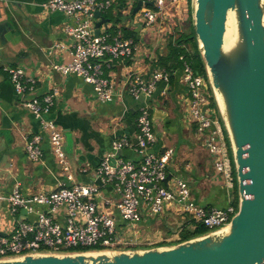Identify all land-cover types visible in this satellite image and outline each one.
Segmentation results:
<instances>
[{
	"label": "built area",
	"instance_id": "1",
	"mask_svg": "<svg viewBox=\"0 0 264 264\" xmlns=\"http://www.w3.org/2000/svg\"><path fill=\"white\" fill-rule=\"evenodd\" d=\"M152 2L140 11V18L146 27L166 26L164 17L170 13H182L189 0H142ZM112 6L111 0H49L43 7L49 12H61L75 19L74 25H67L64 32L71 39L69 55L71 62L54 64L52 69L62 75L75 74L94 88L97 101L113 102L119 92L102 68L106 58L123 60L132 58L136 45L132 39L121 35L112 37L109 33L96 36V12L104 13ZM62 43L50 48V53L64 51ZM181 82L190 97V120L196 125V133L203 147L212 158L214 170L226 182L230 192L225 208H207L193 197L188 181L170 178L168 165L174 155L169 148L162 153H150L156 143L153 129L152 108L145 104L137 118L138 142L131 143L123 138L113 143V152L102 160L97 169V183L75 184L71 174L64 144L63 130L52 118V111L58 99V90L53 89L43 97L34 95L38 80L27 76L21 67H5L17 95L23 98L24 106L41 120V131L26 137L25 150L32 162H40L43 156L41 142L47 138L67 181H60L50 192L24 196L17 184L11 193L0 192V201L6 200L13 216V229L3 235L0 232V260L18 259L31 254H73L81 251H125L140 246V239L132 235L144 221L165 216L174 211L192 220L207 230L206 234L225 229L238 212V198L234 196L236 179L224 130L220 120L211 117L210 83L195 73L193 66L182 56ZM160 82L169 83L170 73L157 68L149 81L137 75L126 86V91L136 100L141 93L151 99ZM133 149L143 155L139 163L124 160L118 155L124 149ZM114 160L115 162H113ZM72 181L71 184L68 182ZM114 189L118 199L103 198V190ZM107 206H111L108 208ZM113 207L118 215L113 213ZM66 214V223L55 219L59 210ZM23 210L27 211L20 221ZM32 217V218H31ZM81 218V219H80ZM120 219L125 228L120 229ZM205 234V235H206Z\"/></svg>",
	"mask_w": 264,
	"mask_h": 264
},
{
	"label": "crops",
	"instance_id": "2",
	"mask_svg": "<svg viewBox=\"0 0 264 264\" xmlns=\"http://www.w3.org/2000/svg\"><path fill=\"white\" fill-rule=\"evenodd\" d=\"M48 1L0 0V192L8 195L18 184L24 196H33L50 192L60 181H67L47 138L41 142V161L32 162L28 158L26 137L41 131V120L25 108L23 98L17 95L5 71V67H21L27 76L38 80L34 95L41 98L53 89L58 90L52 118L64 132V149L70 162L73 183L98 184L97 169L104 157L113 152V143L123 138L133 144L138 142L139 110L149 104L152 116L154 110L160 113L153 121L156 143L148 151L162 153L166 149H173L174 155L167 169L168 177L188 181L193 197L199 204L207 208H225L230 192L225 180L214 170L212 158L196 133V125L190 120V97L181 82L182 70H174L168 84L158 83L151 99L136 100L126 91V86L135 76L149 81L153 72L162 68L161 58L167 53L169 37L184 25L190 7H184L182 13H168L164 17L166 26L162 28L161 25L146 27L140 18L144 6L134 13L142 0H111L112 6L102 13L110 21L107 27H101L100 34L106 32L112 37L121 35L132 39L136 52L130 59L106 58L101 61L105 76L116 84L119 92L113 102L101 103L96 99L93 86L83 78L75 74L62 75L52 69L54 64L71 62V39L64 29L67 25H74L75 19L61 12L46 11L43 5ZM59 43L68 48L50 53V48ZM211 117L221 120L215 108L211 109ZM224 135L227 138L226 132ZM121 158L140 163L143 155L126 148ZM234 190L237 198V188ZM103 198L116 201L118 196L113 187H108L103 190ZM112 211L118 215L115 207ZM167 215L179 214L168 211ZM55 219L65 224V211L59 210ZM149 221L142 222L140 229L132 233L136 239H140V246L135 249L153 248L159 244L149 243L150 239L144 234V227L150 224ZM183 225H179L167 243L179 239ZM13 226L9 203L0 201V232L5 235ZM119 227L121 230L125 228L121 220Z\"/></svg>",
	"mask_w": 264,
	"mask_h": 264
},
{
	"label": "water",
	"instance_id": "3",
	"mask_svg": "<svg viewBox=\"0 0 264 264\" xmlns=\"http://www.w3.org/2000/svg\"><path fill=\"white\" fill-rule=\"evenodd\" d=\"M190 3L198 50L229 141L236 179L238 212L230 225L175 245L31 254L0 260V264H264V0ZM143 4L154 5L140 1L134 13ZM95 17V34L99 36L101 27H107L110 20L101 12ZM230 23L235 27L237 44L226 52ZM144 99L141 93L139 100ZM158 113L154 110L152 121ZM26 216L23 210L20 221Z\"/></svg>",
	"mask_w": 264,
	"mask_h": 264
},
{
	"label": "trees",
	"instance_id": "4",
	"mask_svg": "<svg viewBox=\"0 0 264 264\" xmlns=\"http://www.w3.org/2000/svg\"><path fill=\"white\" fill-rule=\"evenodd\" d=\"M182 56L186 59V61H188L193 66V69L196 74L201 75L206 80H208L206 65L202 58L201 53L198 50V43L195 36V28L193 25L191 9L189 11V16L186 19L184 25H182L181 28H179L174 34H172L169 37L168 45H167V53L164 54V56L161 58V67L166 69L170 74L176 69L183 70V61L181 60ZM209 89L211 94V103H212L211 106L215 108L219 113V109L215 101V98L213 96L211 86L209 87ZM220 121L222 122V120ZM222 126H223V122H222ZM224 132H226L225 129ZM226 141L229 144L228 138H226ZM188 220L189 222H187L185 225H183V227H181L180 237L176 242L173 243L161 242L155 247L165 246L168 244L175 245L206 234L207 230L205 228L196 225L189 218ZM81 252H86V251H81Z\"/></svg>",
	"mask_w": 264,
	"mask_h": 264
},
{
	"label": "rangeland",
	"instance_id": "5",
	"mask_svg": "<svg viewBox=\"0 0 264 264\" xmlns=\"http://www.w3.org/2000/svg\"><path fill=\"white\" fill-rule=\"evenodd\" d=\"M190 5L191 3L189 0L187 7H190ZM187 222H189L188 218L181 215H167L160 218H153L149 221L150 224L144 227V234L150 239L149 243L155 242L156 244V242H167V240H170L172 235H174V232L179 229V225L186 224ZM138 229H140V226Z\"/></svg>",
	"mask_w": 264,
	"mask_h": 264
},
{
	"label": "bare ground",
	"instance_id": "6",
	"mask_svg": "<svg viewBox=\"0 0 264 264\" xmlns=\"http://www.w3.org/2000/svg\"><path fill=\"white\" fill-rule=\"evenodd\" d=\"M237 44V34L235 27L232 23L229 24L227 28V34L225 39V46L224 49L226 52L232 50Z\"/></svg>",
	"mask_w": 264,
	"mask_h": 264
}]
</instances>
